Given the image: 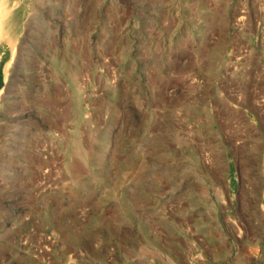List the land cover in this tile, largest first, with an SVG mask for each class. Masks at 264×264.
<instances>
[{"label":"rangeland","instance_id":"1","mask_svg":"<svg viewBox=\"0 0 264 264\" xmlns=\"http://www.w3.org/2000/svg\"><path fill=\"white\" fill-rule=\"evenodd\" d=\"M15 1L0 264H264V0Z\"/></svg>","mask_w":264,"mask_h":264},{"label":"bare ground","instance_id":"2","mask_svg":"<svg viewBox=\"0 0 264 264\" xmlns=\"http://www.w3.org/2000/svg\"><path fill=\"white\" fill-rule=\"evenodd\" d=\"M18 3L15 0H0V41L15 42Z\"/></svg>","mask_w":264,"mask_h":264}]
</instances>
